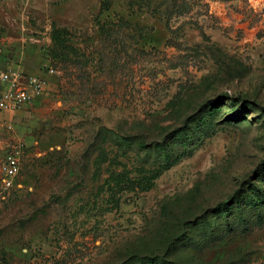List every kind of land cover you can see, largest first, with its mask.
Here are the masks:
<instances>
[{
    "label": "rangeland",
    "instance_id": "374dc122",
    "mask_svg": "<svg viewBox=\"0 0 264 264\" xmlns=\"http://www.w3.org/2000/svg\"><path fill=\"white\" fill-rule=\"evenodd\" d=\"M9 69L0 264H264V0H0Z\"/></svg>",
    "mask_w": 264,
    "mask_h": 264
},
{
    "label": "built area",
    "instance_id": "2783aa9c",
    "mask_svg": "<svg viewBox=\"0 0 264 264\" xmlns=\"http://www.w3.org/2000/svg\"><path fill=\"white\" fill-rule=\"evenodd\" d=\"M50 73H57L51 68ZM50 89V81L45 76L27 75L9 69L0 74V111H14L41 97ZM20 171L19 157L16 153L6 155L2 168V183L11 187Z\"/></svg>",
    "mask_w": 264,
    "mask_h": 264
},
{
    "label": "trees",
    "instance_id": "16d2710c",
    "mask_svg": "<svg viewBox=\"0 0 264 264\" xmlns=\"http://www.w3.org/2000/svg\"><path fill=\"white\" fill-rule=\"evenodd\" d=\"M65 31L64 28H53L52 32H51V38L53 39V41H55V48H53L54 50H51V53L53 54V56L55 58H58L60 60V62L63 65H68L71 62H74L71 58H70V53H69V47L67 46V44L64 43V39H63V32ZM65 34V32H64ZM147 262L149 264H155L157 263V261H155L153 258H147Z\"/></svg>",
    "mask_w": 264,
    "mask_h": 264
}]
</instances>
